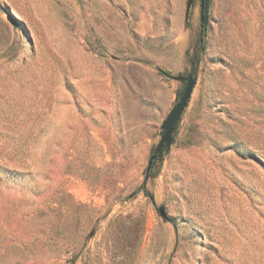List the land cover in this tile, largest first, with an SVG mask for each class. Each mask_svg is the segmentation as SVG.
<instances>
[{
  "label": "rangeland",
  "instance_id": "rangeland-1",
  "mask_svg": "<svg viewBox=\"0 0 264 264\" xmlns=\"http://www.w3.org/2000/svg\"><path fill=\"white\" fill-rule=\"evenodd\" d=\"M186 1L0 0V264H264V0Z\"/></svg>",
  "mask_w": 264,
  "mask_h": 264
},
{
  "label": "water",
  "instance_id": "water-1",
  "mask_svg": "<svg viewBox=\"0 0 264 264\" xmlns=\"http://www.w3.org/2000/svg\"><path fill=\"white\" fill-rule=\"evenodd\" d=\"M193 2H194V0H187L186 1V9H185L186 20L188 19L189 12L191 10ZM203 3H204V0H201V4H203ZM201 15H202L201 20L203 22V25L206 26L208 14L203 12L202 7H201ZM173 79L178 80V81H184L185 86H184V89L182 91V94L180 96L179 101L170 110V112L166 116L165 120L162 122V125H161V129L163 131L162 138L159 141L155 150L153 151V154L150 156V158L148 160L146 171L149 170V166L152 163L155 152H157L161 149H169L170 148L171 143H172V138H173L172 135H173L174 127H175L176 123L178 122V120L180 119L181 114L184 111L185 107L187 106V104L191 98L193 89L196 85V78L192 74H188L187 76L173 77ZM158 212L164 220L171 221V219L166 215V212H165L163 207H160L158 209Z\"/></svg>",
  "mask_w": 264,
  "mask_h": 264
},
{
  "label": "trees",
  "instance_id": "trees-1",
  "mask_svg": "<svg viewBox=\"0 0 264 264\" xmlns=\"http://www.w3.org/2000/svg\"><path fill=\"white\" fill-rule=\"evenodd\" d=\"M209 2H210V0H204V3L201 4V7H202L204 13H207V10L209 8ZM206 26H207V24H206ZM206 26H204L203 25V22H202L201 29H200L202 39H203V36L206 33V29H207ZM158 72L162 76L171 77L172 78V76L170 75V73L167 72V71H165V70L158 69ZM182 91H181V94H182ZM179 121H180V119L178 120V122ZM178 122L176 123V125L174 127L173 133L177 129ZM164 152H165L164 149H161V150L155 152L154 158L152 160V163L149 166V170L147 171V173H154L155 175L158 173L159 166H157V164L161 162L162 156H163Z\"/></svg>",
  "mask_w": 264,
  "mask_h": 264
}]
</instances>
